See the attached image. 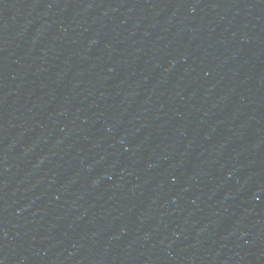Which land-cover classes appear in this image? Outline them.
Returning a JSON list of instances; mask_svg holds the SVG:
<instances>
[{"label": "water", "instance_id": "obj_1", "mask_svg": "<svg viewBox=\"0 0 264 264\" xmlns=\"http://www.w3.org/2000/svg\"><path fill=\"white\" fill-rule=\"evenodd\" d=\"M167 0H0V129L84 54Z\"/></svg>", "mask_w": 264, "mask_h": 264}]
</instances>
